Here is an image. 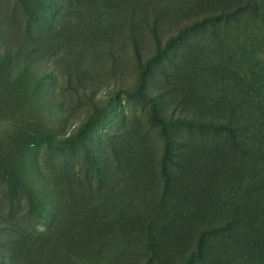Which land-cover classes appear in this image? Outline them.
I'll use <instances>...</instances> for the list:
<instances>
[{
    "label": "rangeland",
    "instance_id": "374dc122",
    "mask_svg": "<svg viewBox=\"0 0 264 264\" xmlns=\"http://www.w3.org/2000/svg\"><path fill=\"white\" fill-rule=\"evenodd\" d=\"M253 3L0 0V264H264Z\"/></svg>",
    "mask_w": 264,
    "mask_h": 264
},
{
    "label": "trees",
    "instance_id": "16d2710c",
    "mask_svg": "<svg viewBox=\"0 0 264 264\" xmlns=\"http://www.w3.org/2000/svg\"><path fill=\"white\" fill-rule=\"evenodd\" d=\"M249 6L252 8L253 13L261 15V17L264 16L262 6L257 5V3ZM242 105H244V110L242 111L241 107L239 115L230 116L228 122L221 127L228 132L232 148L241 149L245 147L248 148L247 152H252L264 144V134L261 131H264V99L261 97V100L244 101ZM237 106L239 107L240 104L235 105V107ZM253 106L255 107L254 111ZM232 113H235V111L233 110ZM242 113L246 116V119L241 123L240 114ZM235 122L236 124L232 126L231 123L234 124Z\"/></svg>",
    "mask_w": 264,
    "mask_h": 264
}]
</instances>
